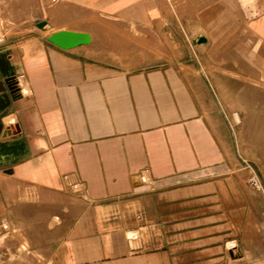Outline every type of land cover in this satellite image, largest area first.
<instances>
[{"label": "crops", "instance_id": "1", "mask_svg": "<svg viewBox=\"0 0 264 264\" xmlns=\"http://www.w3.org/2000/svg\"><path fill=\"white\" fill-rule=\"evenodd\" d=\"M59 1L156 36L166 20L162 0ZM62 11L0 41V226L56 264H264L242 247L244 201L264 214L242 184L264 158V0L138 68L56 28ZM62 29L92 42L63 49Z\"/></svg>", "mask_w": 264, "mask_h": 264}, {"label": "rangeland", "instance_id": "2", "mask_svg": "<svg viewBox=\"0 0 264 264\" xmlns=\"http://www.w3.org/2000/svg\"><path fill=\"white\" fill-rule=\"evenodd\" d=\"M250 0H162L165 19L162 35H155L152 27L136 26L114 19L103 17L95 12L74 8L59 0H0V33L1 40H14L30 34L47 36L44 28L37 26L43 20L55 22L60 13L59 25L56 28L81 29L92 32L95 43L108 44L114 49L111 54L115 62H124L126 67L138 68L141 62L154 64L155 55L165 59L178 58V48L184 46L182 58H187V47L194 44L193 36L201 32H216V25L207 23L215 11L244 9ZM178 40L172 37L177 35ZM244 39L248 40L244 34ZM157 40V41H156ZM180 44H179V43ZM156 44L158 51L156 52ZM189 44V45H188ZM192 48V47H191ZM119 62V63H120ZM260 93L264 87L259 85ZM264 119V118H263ZM261 135L264 130L260 131ZM264 140V135L262 136ZM242 184L244 190L248 187L260 188L258 197L259 208H264V158L256 164L244 163ZM250 192V191H247ZM257 192V191H256ZM249 194V193H248ZM251 195H244V198ZM9 226L4 220L0 226V264H56L53 258L38 252L39 243H35L36 251L33 257H27L26 249L31 246L23 235ZM243 251L248 255L251 249L259 255L255 260L264 259V214L244 201L243 210ZM52 228V239L55 237ZM39 235H36V238ZM38 250V251H37ZM253 264V263H252Z\"/></svg>", "mask_w": 264, "mask_h": 264}, {"label": "water", "instance_id": "3", "mask_svg": "<svg viewBox=\"0 0 264 264\" xmlns=\"http://www.w3.org/2000/svg\"><path fill=\"white\" fill-rule=\"evenodd\" d=\"M48 22L43 20L37 23L40 28H45ZM48 40L63 49H70L83 44H88L92 42V36L88 32H80L74 30L62 29L53 32L48 37ZM199 43L205 42V37H199L197 40Z\"/></svg>", "mask_w": 264, "mask_h": 264}, {"label": "bare ground", "instance_id": "4", "mask_svg": "<svg viewBox=\"0 0 264 264\" xmlns=\"http://www.w3.org/2000/svg\"><path fill=\"white\" fill-rule=\"evenodd\" d=\"M44 29L50 30V29H52V25L48 22V24L46 25V27ZM0 35H1V33H0Z\"/></svg>", "mask_w": 264, "mask_h": 264}, {"label": "built area", "instance_id": "5", "mask_svg": "<svg viewBox=\"0 0 264 264\" xmlns=\"http://www.w3.org/2000/svg\"><path fill=\"white\" fill-rule=\"evenodd\" d=\"M0 38H1V35H0Z\"/></svg>", "mask_w": 264, "mask_h": 264}]
</instances>
